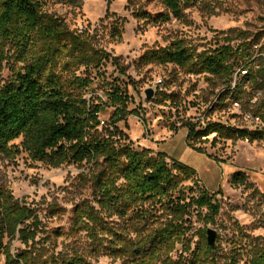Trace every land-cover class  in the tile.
Here are the masks:
<instances>
[{"label":"trees","instance_id":"1","mask_svg":"<svg viewBox=\"0 0 264 264\" xmlns=\"http://www.w3.org/2000/svg\"><path fill=\"white\" fill-rule=\"evenodd\" d=\"M160 1L167 13L153 18L140 9L135 16L156 22L170 15L183 19L184 7L200 0ZM124 22L118 18L112 25L115 39L122 38ZM238 34L229 37L227 44L203 52L175 39L165 47L147 49L139 64L175 65L204 74L216 87L227 89L218 95L219 103L228 95L235 101L247 99L251 113L264 122V33L253 38ZM234 40L238 41L233 44ZM11 58L22 66L0 88V153L13 154L12 142L22 138L21 145L32 160L52 167L87 164L88 171L80 178L83 184L90 183L93 199L77 206L68 232L82 233L84 250L48 254L41 245V213L0 185V244L6 240V264H94L88 256L102 255L121 259L123 264H219L207 230L194 233L199 240L191 246L193 213L210 224L221 209L215 196L199 187L196 169L170 161L165 152L155 154L133 146L119 123L140 112L129 108L131 96L123 87L111 84L104 98L87 93L94 83L90 69H99L108 60L116 64V57L96 46L94 36L72 30L48 13L41 0H0V65ZM81 68L87 76L79 73ZM109 107L114 111L104 121L101 114ZM185 126L189 145L200 152L205 151L195 144L209 141L212 135L214 142L264 140V126L250 130L209 122L198 127L189 121ZM247 180L244 171L232 175L234 184H247ZM187 181L198 187L187 186ZM15 240L24 248L12 253ZM180 244L183 251L175 258ZM250 264H264V246L255 250Z\"/></svg>","mask_w":264,"mask_h":264},{"label":"rangeland","instance_id":"2","mask_svg":"<svg viewBox=\"0 0 264 264\" xmlns=\"http://www.w3.org/2000/svg\"><path fill=\"white\" fill-rule=\"evenodd\" d=\"M41 1L48 13L63 19L72 30L94 36L96 46L117 58L116 64L108 60L101 68L90 69L94 83L88 95L104 98L111 84L123 87L131 96L129 108L140 112L119 123L133 146L138 150L151 149L155 154L165 152L170 161L176 159L190 165L197 171L199 187L207 188L220 204V213L213 223L205 224L198 220L197 212L193 213L189 220L191 246L194 248L199 240L194 233L215 229L219 264H250L255 250L264 246V140L240 138L214 142L212 135L209 141L195 144L205 151L200 152L189 145L185 126L188 121L197 123L198 127L219 122L231 128L255 130L259 127L249 118L251 108L247 99L235 101L228 95L219 103L218 95L227 89L216 87L204 74L189 73L175 65L140 66L139 60L147 49L165 47L175 39H184L196 51L203 52L227 44L229 37H236L240 32L252 38L261 36L264 33V0H200L184 7L183 19L170 15L164 22L135 16L140 9L153 18L167 13L160 0ZM118 18L125 20L121 39L111 34ZM21 66L12 58L0 65V88ZM85 70L81 68L79 73L87 76ZM237 81L235 77L233 86ZM148 88L155 91L150 99L145 93ZM113 111V107L107 108L101 119L108 120ZM21 142L22 138L12 142L15 144L13 154L0 153V185L41 213V245L46 247L48 254L84 250L87 243L82 233L70 235L68 232L77 206L93 199L90 183L83 184L80 178L89 165H46L32 160ZM235 171L248 175L247 184L232 182ZM185 184L191 186L194 182ZM54 210L56 214H52ZM5 244L6 240L0 244V264L7 261ZM22 248L24 245L18 240L11 245L12 253ZM182 251L180 244L173 256L177 258ZM88 258L94 264H123L121 259L105 255Z\"/></svg>","mask_w":264,"mask_h":264},{"label":"water","instance_id":"3","mask_svg":"<svg viewBox=\"0 0 264 264\" xmlns=\"http://www.w3.org/2000/svg\"><path fill=\"white\" fill-rule=\"evenodd\" d=\"M146 96L147 98H152L155 94V91L153 88H148L146 91ZM216 238H217V231L215 229H211L209 228L207 230V239H208V243L209 245L215 249V246H216Z\"/></svg>","mask_w":264,"mask_h":264},{"label":"built area","instance_id":"4","mask_svg":"<svg viewBox=\"0 0 264 264\" xmlns=\"http://www.w3.org/2000/svg\"><path fill=\"white\" fill-rule=\"evenodd\" d=\"M243 73H247V71H243ZM235 85V84H234ZM249 118L252 120V122L259 128H261L262 126H264V122L261 119V117L255 115L254 113H250L248 114Z\"/></svg>","mask_w":264,"mask_h":264}]
</instances>
